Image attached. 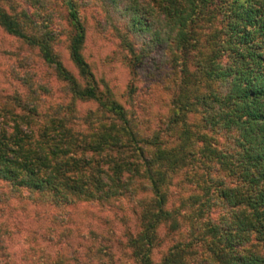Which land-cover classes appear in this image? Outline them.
<instances>
[{"label":"trees","instance_id":"obj_1","mask_svg":"<svg viewBox=\"0 0 264 264\" xmlns=\"http://www.w3.org/2000/svg\"><path fill=\"white\" fill-rule=\"evenodd\" d=\"M102 1L110 22L124 21L113 26L120 47L136 63L161 61L158 120L99 89L74 0L62 2L78 77L54 51L51 24L0 7L3 31L37 51L71 97L52 105L49 84L0 97V184L60 211L50 223L79 242L50 262L24 248L20 264H264V0ZM78 102L95 114L78 116ZM80 208L100 214V233L72 236ZM110 212L120 236L107 228ZM8 238L0 223V264H14Z\"/></svg>","mask_w":264,"mask_h":264},{"label":"rangeland","instance_id":"obj_2","mask_svg":"<svg viewBox=\"0 0 264 264\" xmlns=\"http://www.w3.org/2000/svg\"><path fill=\"white\" fill-rule=\"evenodd\" d=\"M74 1L78 4L86 29L87 37L83 53L99 89L102 91L108 88L120 102L131 106L136 116H149V119L158 120L166 112L167 99V92L162 90V85L167 84L164 78L165 71L163 67H157L161 61L152 57L153 60L145 58L140 63H136L120 47L119 36L113 26L122 30L124 21L113 18V22H110L102 0ZM0 7L8 13L26 12L38 24L42 22L51 24L52 29L57 30L54 51L64 67L78 77V72L69 57V27L65 20L66 13L62 0H0ZM153 63L157 64L156 67ZM153 67L156 69L154 70ZM20 79L28 81L24 83ZM21 84H49L52 90L48 99L52 105L68 103L71 100V97L65 93L64 83L56 77L53 70L43 64L37 51L26 47L0 27V97H11L17 93L26 95V89ZM131 86L136 92L128 99V89ZM76 110L78 116L84 117L88 113L95 114L96 105L91 102H78ZM0 186L9 196L8 199L6 196H1L0 199V223L9 234V248L14 264H20L24 248H29L31 254L35 252L40 259L50 262L55 259L59 250H66L67 244H72L74 247L78 245L79 242L76 240L73 243L72 240L65 241L60 237L64 229L62 226L55 229L50 223L51 217L60 215V211L53 210L49 204L34 203L24 192L9 195L7 187L2 184ZM92 214L94 218H90L82 208L74 214L67 225L74 238L78 232H87V226H91L92 231L101 232L99 219L97 220L100 214L97 212ZM107 218L110 222L107 228L115 231V236H120L124 226L111 212L107 213ZM126 224L127 228L133 229L131 220ZM160 235L166 244L165 229L160 231ZM50 238H53L52 242L49 241ZM68 248L72 250V247ZM159 254L160 251L155 254L157 260Z\"/></svg>","mask_w":264,"mask_h":264}]
</instances>
